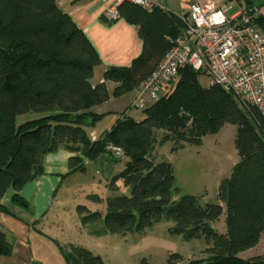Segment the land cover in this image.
Wrapping results in <instances>:
<instances>
[{"label": "trees", "instance_id": "1", "mask_svg": "<svg viewBox=\"0 0 264 264\" xmlns=\"http://www.w3.org/2000/svg\"><path fill=\"white\" fill-rule=\"evenodd\" d=\"M118 13L116 20L106 18L108 24L121 18L135 23L143 50L129 66L107 67L99 80L96 69L103 61L97 48L57 0H0V213L12 214L3 203L10 190L13 202L24 201L20 193L42 173L46 155L61 147L79 152L70 158L71 175L86 171L84 159L112 155L108 146L114 144L126 160L110 186L118 191L120 182L128 191L106 199L90 195L106 210L78 205L84 226L95 224L96 235H127L172 221L171 234L205 243L206 257L191 264H264V252L243 257L264 233V115L258 106L219 85L204 86L202 73L185 66L174 87L147 103L143 119L124 111L112 128L92 137L105 116L93 108L138 89L187 27L184 17L162 6L146 9L126 0ZM227 124L236 126L238 161L219 184L218 202L182 193L174 167L156 157V148L171 143L175 153L202 146L206 134ZM222 216L224 232L214 226ZM57 244L67 264H103L83 245ZM12 251L13 243L0 231V256ZM182 260L171 253L166 264Z\"/></svg>", "mask_w": 264, "mask_h": 264}, {"label": "crops", "instance_id": "2", "mask_svg": "<svg viewBox=\"0 0 264 264\" xmlns=\"http://www.w3.org/2000/svg\"><path fill=\"white\" fill-rule=\"evenodd\" d=\"M57 1L97 48L103 64L96 69V79L101 80L104 71L109 66L131 65L142 53L143 41L135 23L121 18L113 24H108L106 20L107 12L116 0L107 2L103 0ZM196 1L204 0H158L165 9L185 19L189 16L190 4ZM217 1L220 5L228 7V12L235 8L234 15L247 7L245 0ZM249 2L254 10L255 23L264 31V25L258 20L264 21V0H249ZM108 86L113 90L115 84L108 82ZM137 95L138 91L134 89L119 97L112 96L108 102L94 107L93 111L105 114V116L97 127L91 130L92 137L97 139L102 132L112 128L124 111L136 120L143 119V111L136 108L134 104ZM78 155L79 152L65 147L46 155L42 164V173L22 189L20 194L24 201L21 204L13 202V190L6 194L3 203L12 214L0 213V231L5 232L8 240L13 243V251L10 256H0V264H67L57 241L62 245L66 244L61 243L50 232L56 231L62 222L60 217L66 213L64 210L67 205L64 202L68 201L67 192L74 176L92 174L93 184L104 185L105 189L109 190L107 196L103 197L104 199L128 191V188L120 182L117 183L120 189L113 191L108 182L124 170L126 159L117 162L115 157L108 154H103L95 160L84 159L86 171L68 175L71 171L70 158ZM67 182L70 185L67 186ZM78 217L80 219V216ZM263 252L264 250L256 254Z\"/></svg>", "mask_w": 264, "mask_h": 264}, {"label": "rangeland", "instance_id": "3", "mask_svg": "<svg viewBox=\"0 0 264 264\" xmlns=\"http://www.w3.org/2000/svg\"><path fill=\"white\" fill-rule=\"evenodd\" d=\"M235 11L234 8L229 14L234 15ZM199 80L204 86L208 85L206 75L200 74ZM235 136L236 126L227 124L219 132L206 134L202 146L188 145L185 149L173 153L172 144L167 143L157 147L155 155L160 161L172 164L176 185L182 193L197 196L202 202L217 203L219 184L225 177L231 176L238 161ZM113 157L117 162L125 159L123 155ZM91 175L78 174L71 179L72 185L67 192L68 197L66 196L68 201L64 202L67 205L64 210L66 213L60 217L62 222L56 231L50 232L61 243L83 245L100 255L103 264H166L171 253L183 256V260L178 264H191L206 257L203 240L185 241L182 236L169 232V228L173 226L172 221H162L154 228L140 233L94 234L92 229L96 225L83 226L77 207L85 205L91 211H105V203L98 204L89 196L97 194L103 198L109 190L105 189L104 185L93 184ZM108 182L111 183L110 180ZM214 226L224 232V216ZM262 250L264 234L260 236L259 246L243 254V257L247 258Z\"/></svg>", "mask_w": 264, "mask_h": 264}, {"label": "built area", "instance_id": "4", "mask_svg": "<svg viewBox=\"0 0 264 264\" xmlns=\"http://www.w3.org/2000/svg\"><path fill=\"white\" fill-rule=\"evenodd\" d=\"M123 1L116 0L109 8V20L120 17L118 5ZM127 1L146 9L162 6L158 0ZM228 10L217 0L190 4L186 29L137 89L134 104L138 109L143 110L149 101L158 100L174 87L181 68L190 66L206 75L208 85H219L241 102L255 104L264 115V31L255 23L252 7L237 15ZM108 149L116 157L123 155L120 146L110 144Z\"/></svg>", "mask_w": 264, "mask_h": 264}]
</instances>
